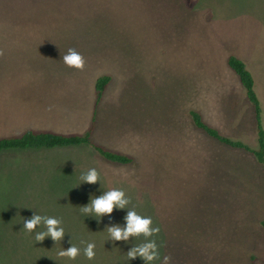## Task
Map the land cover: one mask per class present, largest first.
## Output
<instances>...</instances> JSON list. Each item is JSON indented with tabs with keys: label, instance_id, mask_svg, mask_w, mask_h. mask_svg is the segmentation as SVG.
<instances>
[{
	"label": "rangeland",
	"instance_id": "obj_1",
	"mask_svg": "<svg viewBox=\"0 0 264 264\" xmlns=\"http://www.w3.org/2000/svg\"><path fill=\"white\" fill-rule=\"evenodd\" d=\"M207 6L213 18L201 14ZM251 9L260 11L264 31V0H105L99 8L65 6L38 16L44 18L0 14V130L74 120L86 124L84 133L95 114L91 140L112 152L128 147L135 160L132 169L108 167L97 183L79 185L90 169L84 155L100 158L89 147L71 160L51 155L33 165L27 150L1 152L0 264H144L127 258L143 237L106 240L109 226L126 225L128 211L160 228L155 264L164 256L169 264H264V171L251 153L196 129L189 115L198 112L221 135L255 149L252 107L226 64L235 48L253 54L247 65L264 128V40L259 31L252 37ZM69 49L82 55V69L63 62ZM102 74L110 82L95 107ZM113 188L125 191L124 209L99 220L81 214L92 196ZM37 214L62 220L60 242H36L23 229ZM88 242L96 244L93 260L83 254ZM72 243L81 249L75 260L56 256Z\"/></svg>",
	"mask_w": 264,
	"mask_h": 264
},
{
	"label": "clouds",
	"instance_id": "obj_2",
	"mask_svg": "<svg viewBox=\"0 0 264 264\" xmlns=\"http://www.w3.org/2000/svg\"><path fill=\"white\" fill-rule=\"evenodd\" d=\"M63 62L65 65L77 69H82L84 66L82 55L74 49L68 50V53L63 56ZM79 179V185L81 183L95 184L99 181V173L96 168H90L87 172L82 173ZM125 195V191L119 188L107 190L100 196H92L89 204L80 207V212L84 216H93L99 220L104 215H111L114 208L124 209L128 203ZM125 220L124 227L117 225L107 228L106 240L128 241L130 237H143V242L135 244L127 251V258L131 260L139 257L144 261V264H155L160 259V245L153 237L159 234L160 228L153 224L150 216H142L136 211H128ZM39 228L43 230L37 231ZM23 229L28 233H34L36 242H42L46 237H51L54 242H60L65 235L62 220L54 216L33 215L30 220L23 221ZM80 252L81 249L72 243L67 249L62 247L58 249L56 256L75 260ZM83 254L88 260L95 259L96 244L88 242L83 248ZM170 259V257L164 256L162 264H169Z\"/></svg>",
	"mask_w": 264,
	"mask_h": 264
},
{
	"label": "crops",
	"instance_id": "obj_3",
	"mask_svg": "<svg viewBox=\"0 0 264 264\" xmlns=\"http://www.w3.org/2000/svg\"><path fill=\"white\" fill-rule=\"evenodd\" d=\"M104 1L105 0H0V14H2L4 18L12 19L13 21L18 20V19L21 20L22 16H28L30 18H44V17H38V16H41V15L49 16L54 13L53 12L54 10L59 11L61 7H65V6H68V8H72L74 10H77V9L81 10L83 8L85 9V8L92 7V6L99 8L102 5H104ZM205 10H207L208 13L212 16L211 18H213L210 7L207 6V8L201 11L202 15H204ZM250 11L251 13L248 12V15L252 17L250 20L247 19V23L251 24L250 22H252V25L257 27L256 28L257 32L255 31L252 37L259 38V32H261L260 41H263L264 31L263 29H261V26H259V20H260L258 19L259 17L256 18L257 15L260 13V11L254 10L255 15L253 14L252 9ZM213 14L215 13L213 12ZM242 14H245V13L243 12ZM216 16H217V19H220V16L218 15ZM245 16L246 15H243L241 17L238 16L237 22L241 24ZM234 50H235L234 52L230 51L231 55L237 57L239 60H241L245 64V67L247 68V70L251 73L252 77L254 78L253 80H254V90H255V77H254L253 72L251 71V69H249V66L247 65V63L250 62L251 59L254 60L252 57L253 54L247 55V47L241 50H237L235 48ZM102 75H105V74H102ZM102 75H99V76H102ZM99 76H97V78ZM38 96H39V101L44 99L43 93L39 94ZM35 121L36 122H20L19 123L20 126L17 127V129H15V127H12V126L2 129L0 130V138L13 137L14 130H18V132H21L20 134H22L23 132L27 130H31L34 132H52V133L63 134V135H77L75 134V129L79 128V132L84 134L90 128L89 126V128L83 133L84 129L86 128V124L84 122H74V120L72 122H64L61 120H56L55 122L53 121L46 122L43 119H37ZM92 130H91V134L93 132ZM82 134H79V135H82ZM91 134H90V140H91ZM91 142L94 143L92 140ZM85 146L91 149L89 152L93 151L90 146L80 145V146H69V147H56V148H51V149L41 148V149L27 150L28 152H26L24 155L26 159L33 160L31 162V165L35 163V160H43L46 158H50L51 155H55L59 157L68 156L69 158L68 160H71L73 159L74 155L79 154L80 152H85L86 154V151L83 150L86 148ZM113 147L118 148V150L121 151L120 152L121 154L129 155L132 158V162L126 165H121V164H116V163L106 161L105 159L101 157L100 158L105 160L106 162L101 160L100 158L99 159L96 158V161H95L94 158H92V155L90 157L84 155L85 159H88V161H91V163L89 164L90 165L89 167L96 168L98 173L100 172V174H102L104 170L107 171L108 167L110 168L112 167L116 169H124V168L132 169L133 168L132 165L134 164L135 160H134L133 153L131 152V150L128 147L119 146V145H115ZM39 150H46V151H39ZM29 151H32V152H29ZM15 167L18 169L17 173H19L20 177L24 179L26 169H24L23 166H20V162L18 164V167L17 166ZM56 172L58 174L57 176L61 177V175L65 173L66 171L63 172L59 168ZM10 173H13L12 170Z\"/></svg>",
	"mask_w": 264,
	"mask_h": 264
},
{
	"label": "trees",
	"instance_id": "obj_4",
	"mask_svg": "<svg viewBox=\"0 0 264 264\" xmlns=\"http://www.w3.org/2000/svg\"><path fill=\"white\" fill-rule=\"evenodd\" d=\"M226 64L237 77L241 87L243 88L245 97L253 109L256 133L255 149L249 148L241 141L232 140L221 135L215 128L205 123L200 114L196 111L189 112L192 124L196 129L203 131L208 137L224 146L251 153L264 171V128L261 122L262 110L259 99L254 90L253 77L245 67V64L233 55H229L227 57ZM109 82V75H102L96 79L94 83L95 107L99 104ZM94 117L95 114L93 115L90 128L82 135H63L52 132H34L27 130L19 136L0 138V154L1 152L8 150H33L41 148L51 149L56 147L87 145L106 161L121 165L131 163L132 158L129 155L106 150L105 148L91 142L90 134L94 123Z\"/></svg>",
	"mask_w": 264,
	"mask_h": 264
}]
</instances>
